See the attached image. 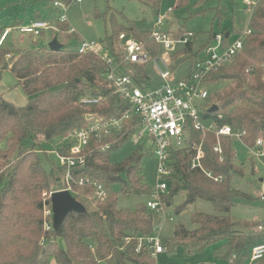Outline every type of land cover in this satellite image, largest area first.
I'll list each match as a JSON object with an SVG mask.
<instances>
[{
  "label": "trees",
  "instance_id": "1",
  "mask_svg": "<svg viewBox=\"0 0 264 264\" xmlns=\"http://www.w3.org/2000/svg\"><path fill=\"white\" fill-rule=\"evenodd\" d=\"M56 1L70 5L73 0H15L8 4L17 2L49 9L45 15L33 8L32 17L46 19L56 27L50 30L53 34L50 40L57 37L63 44L58 51L46 45L36 46L33 35H29L27 43L22 42L23 34L14 28L25 21L17 19L7 24L1 16L4 6L0 4V38L6 27L13 28L0 45V82L3 72H11L28 99L25 105H17L0 93V264H51L53 259L57 264H99L101 261L155 264L156 256L152 255L146 239L158 231L163 214L150 208L147 202L132 208L119 205L121 197L145 195L149 199L152 196L155 184L147 179L144 159L154 152V144L147 146L139 142L123 159L112 157L113 151L136 133L139 126L136 114L124 119L122 129L115 134L101 140L91 135L86 164L73 170L74 177L101 182L107 198L95 201L90 184L73 183L71 193L87 211L70 212L58 230L48 231L44 227L42 193L65 187L66 169L54 166L47 173L40 154L57 150L69 154L72 146L69 135L87 127L91 123L89 116L106 120L121 118L131 109L130 102L121 99L107 79L109 66L94 53L78 51L77 46L83 39L68 20L60 21V8L54 7ZM138 1L150 5L156 17L161 12L162 0ZM188 2L177 0V7ZM234 6V0H219L214 8V23L220 28L226 21L233 24L232 30H221L226 43L228 30L234 34L242 31L235 25ZM109 21L111 32L101 42L116 62L121 61L120 34L123 32L144 43L152 57L161 54L160 46L152 38V28L141 27L115 11L110 12ZM249 27L251 33L245 36L243 47L233 60L206 77L211 89L200 106V114L217 128L227 125L241 133V140L251 149L256 148L258 139L264 143V0L253 8ZM173 32L180 38L187 31L179 27ZM44 34L42 31L41 36ZM194 52L191 41L172 54L173 71L181 60L190 55L195 57ZM146 67L147 64H123L122 71L132 73L139 85L151 86L152 78ZM92 96H102V101L99 104L83 102L85 97ZM214 106L217 109L211 111ZM216 131L196 130L192 119L187 120L183 146L170 148L169 189L162 196L165 207H169L180 193L184 194L182 202L175 207L176 214L189 209L199 199L210 202L216 213L194 211L191 221L196 228L189 229L178 223L173 236L162 241L166 251L183 246L188 254L203 252L219 243L214 252L217 261L201 264H219L218 261L246 264L251 248L264 242V228L258 226V230H253L254 224L249 220H237L231 215L235 200H251L253 196L235 182L246 171L236 161L233 140L228 135H217ZM107 144L109 148L103 150L102 146ZM193 144L201 146L204 153L200 166L196 167H192L197 155ZM218 144L221 152L215 151ZM251 264H264V257Z\"/></svg>",
  "mask_w": 264,
  "mask_h": 264
},
{
  "label": "built area",
  "instance_id": "2",
  "mask_svg": "<svg viewBox=\"0 0 264 264\" xmlns=\"http://www.w3.org/2000/svg\"><path fill=\"white\" fill-rule=\"evenodd\" d=\"M81 2L83 0H73ZM245 3L252 10L257 4L256 0H245ZM55 8H60V21H67L66 11L68 5L61 1L54 3ZM173 8H169L166 13H159L152 27V38L160 46L161 54L158 57H152L146 50L144 43L137 40L131 34L125 32L120 34L122 55L121 61L116 62L115 58L101 41L82 40L77 49L80 53H94L109 66L107 79L115 88L116 93L121 99L128 100L131 109L121 118L104 119L100 117L89 116L91 123L80 130L69 135L72 142L69 154H62L58 150L54 151L58 157L59 165L66 169L65 187L44 191L45 196L43 206L44 227L51 231L53 225V207L51 196L56 191L72 190V184L85 185L90 184L93 187L92 198L95 201H104L108 193L101 182L90 180L85 177H74L73 170L76 167H83L86 164V149L90 142L91 135H95L98 140L110 134H115L122 129V122L129 118L131 114L138 116L139 126L138 137L145 135L152 139L154 144V153L158 159L157 182L152 196L148 199L147 205L163 214V222L158 231L146 239L147 244L152 250V255L156 256L167 250L163 244L160 232L168 217L166 216V207L162 201V196L168 192L169 183L167 177L171 174L169 163L170 148L172 146L181 147L184 144V128L187 120L192 119L196 130L207 132L217 130V135H228L231 139H241V133L234 132L230 126L217 128L215 124L205 121L200 114V106L209 96V89L206 88V77L213 71L218 70L222 65L230 62L242 49L245 36L251 33L250 27L236 33V38L225 42L223 33L214 35L212 41L205 45L204 49L199 50L192 64V69L188 76L177 80L172 69V54L178 46L182 48L193 41L195 33L187 31L182 37L175 36L172 29H167L165 25L170 21V14ZM23 35L41 36L42 31L56 30V27L46 19L33 20L23 23L14 28ZM13 28L6 27L0 38V45L4 43ZM155 63L160 76V81L151 86H141L132 73L122 71L123 64H149ZM161 62L164 68L159 67ZM102 96L85 97L83 102L86 104H99ZM197 149V155L192 163V167L200 166V159L204 153L201 146L193 144ZM109 148V145L102 146L103 150ZM215 151L221 152L218 144ZM255 155L264 154V143L258 139L256 148H251ZM261 199L264 200V193H261ZM173 220V218H170ZM142 241V239H141ZM142 243V242H141ZM140 246L137 251L140 250ZM264 257V242L255 244L250 251L248 264L258 261ZM232 262V260H231Z\"/></svg>",
  "mask_w": 264,
  "mask_h": 264
},
{
  "label": "rangeland",
  "instance_id": "3",
  "mask_svg": "<svg viewBox=\"0 0 264 264\" xmlns=\"http://www.w3.org/2000/svg\"><path fill=\"white\" fill-rule=\"evenodd\" d=\"M15 0H0V4L4 6L1 16L4 17L7 24L23 19L25 22L30 21L33 13V8H38L43 14L47 15L49 9L41 5H29L24 3H14ZM257 2L261 0H256ZM219 0H189L188 4L183 7H177V0H162L161 13H166L169 8H173L170 14V21L165 25L167 29L182 27L186 31L195 33L193 39L195 55L197 51L207 43L211 42L212 36L221 32L222 29H231L232 22L226 21L222 28L214 23V8ZM235 6V25L238 29L245 30L250 26V18L252 9L248 7L245 0H234ZM9 5V6H8ZM111 11L123 13L124 16L132 21L138 22L141 27L146 29L152 28V22L155 16L153 15L150 5L141 3L138 0H83L81 2L72 1L68 5L66 11L67 20L70 26L83 39L88 41H102L110 34L111 26L109 14ZM61 12V10H60ZM171 19L173 20L171 23ZM17 32V31H16ZM18 33V32H17ZM51 31H45L43 36L34 37L37 42L36 46L49 45L52 37ZM233 39L237 36L232 34ZM29 35H21V41L27 43ZM195 57H190L180 62H176L174 76L177 80L183 79L189 75ZM172 61L173 58H172ZM159 67L164 68L161 62H158ZM147 70L152 78V83L156 84L160 81V76L155 63L150 62L147 65ZM206 88L211 89L209 85ZM0 91L5 92L10 99H13L15 104L23 105L27 102V96L23 88L17 84L16 78L11 72L5 71L2 73L0 82ZM138 130L123 146L113 151V159L121 160L127 156L135 146L140 143H145L147 146L152 144V139L145 135L143 138L138 137ZM236 151V161L245 167V175L236 177V184L253 196L251 200H235V204L231 210V215L237 220H249L254 224L253 230H258V226L264 228V200L261 199V193H264V154L255 155L251 149L241 140L233 139ZM56 145V144H53ZM52 149V146H48ZM40 160L43 168L47 173H50L54 166H59V160L54 151H48L47 155L40 154ZM144 166L147 179L151 184H156L158 174V159L153 152L149 157L144 159ZM53 190V189H52ZM43 195V193H42ZM44 199L45 196L43 195ZM184 194L180 193L174 200L172 206L166 207L165 221L160 236L167 239L173 236L175 225L178 223L184 224L189 229L196 228V225L191 221V215L194 211H202L205 213H216L213 205L199 199L190 206L189 209L175 213V207L182 202ZM148 198L145 195H130L121 197L119 205L124 208H132L139 203H145ZM170 218H173L171 220ZM221 244H213L203 252H195L188 254L183 246H174L170 250L156 255L155 264H201L212 261H217L214 252ZM219 264H229L228 262L218 261ZM51 264H57L53 259ZM99 264H107L101 261ZM248 264V263H246Z\"/></svg>",
  "mask_w": 264,
  "mask_h": 264
},
{
  "label": "water",
  "instance_id": "4",
  "mask_svg": "<svg viewBox=\"0 0 264 264\" xmlns=\"http://www.w3.org/2000/svg\"><path fill=\"white\" fill-rule=\"evenodd\" d=\"M50 50L58 51L63 47V44L54 37L48 45ZM217 109L216 106L212 107L210 110ZM52 207H53V225L54 229L58 230L66 216L72 212H86V206L78 201L76 197L71 193L70 190L56 191L51 196Z\"/></svg>",
  "mask_w": 264,
  "mask_h": 264
},
{
  "label": "crops",
  "instance_id": "5",
  "mask_svg": "<svg viewBox=\"0 0 264 264\" xmlns=\"http://www.w3.org/2000/svg\"><path fill=\"white\" fill-rule=\"evenodd\" d=\"M160 13H161V12H160ZM33 20H34V18H31L30 21H27V22H25V23L31 22V21H33ZM155 20H156V16H155V18H154V21L151 23V24H152V27H153V25H154ZM172 21H173V20L171 19V23H172ZM174 29H177V28H174ZM174 29H172V30H174ZM230 30H232V28H231ZM229 32H230V31L228 30V31H227V36H228L229 40H232V39H233V38H232V37H233V35H232L233 33H229ZM235 34H236V33H235ZM50 41H51V40H50ZM180 49H182V46H178L176 52L179 51ZM172 63H173V65L175 64V62H173V61H172ZM0 93L3 94L4 97H5L7 100H9V101L15 103L14 100H13V99H10V97H9L5 92H1V91H0ZM27 100H28V99H27ZM26 103H27V102H26ZM26 103H25V104H26ZM25 104H23V105H25Z\"/></svg>",
  "mask_w": 264,
  "mask_h": 264
}]
</instances>
